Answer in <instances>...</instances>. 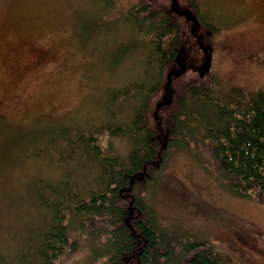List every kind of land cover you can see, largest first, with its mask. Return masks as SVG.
<instances>
[{"label": "rangeland", "instance_id": "rangeland-1", "mask_svg": "<svg viewBox=\"0 0 264 264\" xmlns=\"http://www.w3.org/2000/svg\"><path fill=\"white\" fill-rule=\"evenodd\" d=\"M197 1L206 22L218 28L211 39L189 17L193 14L186 0H112L111 7L101 0H0V118L23 126L15 130L18 134L60 122L81 128L106 125L109 116L102 102L107 90H123L141 80V59L116 54L119 45L134 38L126 32L127 12L147 2L182 11L189 23L172 14L182 22L187 39L185 73L176 81L183 69L169 73L148 109L149 123L163 135L159 151H166L151 166L156 174L148 201L160 223L184 241H208L228 264H264V201L230 187L204 143L185 136L167 148L164 140L172 115L171 88L176 102L190 81L217 85L221 104L234 88L251 95L264 92V0ZM13 141L0 136V263L15 250L14 239L35 223L28 218L33 212L25 181L30 172L11 164L18 143ZM130 141L105 133L101 146L105 153L126 158ZM68 223L76 248L55 264L106 261L108 234L95 233L88 222L86 231L78 227L81 221Z\"/></svg>", "mask_w": 264, "mask_h": 264}, {"label": "trees", "instance_id": "trees-1", "mask_svg": "<svg viewBox=\"0 0 264 264\" xmlns=\"http://www.w3.org/2000/svg\"><path fill=\"white\" fill-rule=\"evenodd\" d=\"M186 1L211 39L218 28L206 22L197 0ZM101 2L113 6L112 0ZM172 11L189 23L190 16L182 11L170 12L150 2L127 12L126 32L134 33V38L119 45L116 54L141 59V80L123 90H107L102 102L109 116L106 125L81 128L60 122L18 134L15 130L23 126L0 118L1 135L18 142L11 164L31 174L25 180L33 206L28 218L35 221L26 234L14 239L15 250L0 264H55L60 255L76 248L68 221H81L78 227L85 231L88 222L95 233L108 234V256L102 264H228L208 241H184L164 227L148 201L155 179L151 166L166 155L159 151L163 135L149 123L148 109L168 74L183 69L188 50L183 24ZM184 73L181 70L173 81ZM180 89L176 102L174 89L170 90L167 148L185 136L204 143L230 187L264 201V92L251 95L234 88L221 104L217 85L195 80ZM105 133L131 140L126 158L104 152Z\"/></svg>", "mask_w": 264, "mask_h": 264}, {"label": "water", "instance_id": "water-1", "mask_svg": "<svg viewBox=\"0 0 264 264\" xmlns=\"http://www.w3.org/2000/svg\"><path fill=\"white\" fill-rule=\"evenodd\" d=\"M191 17H192V18H195L193 15H192ZM208 66H209V61L207 60V61L205 62V64L203 65V70L206 71ZM170 82H171V79H169L168 86H169ZM167 88H168V87H167Z\"/></svg>", "mask_w": 264, "mask_h": 264}, {"label": "flooded vegetation", "instance_id": "flooded-vegetation-1", "mask_svg": "<svg viewBox=\"0 0 264 264\" xmlns=\"http://www.w3.org/2000/svg\"><path fill=\"white\" fill-rule=\"evenodd\" d=\"M189 16H190V18H192V17H191L192 15H191L190 13H189Z\"/></svg>", "mask_w": 264, "mask_h": 264}]
</instances>
